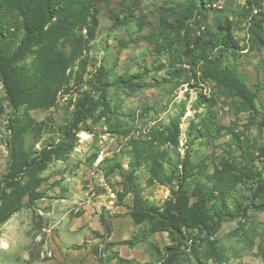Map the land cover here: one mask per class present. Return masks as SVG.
<instances>
[{
    "label": "rangeland",
    "instance_id": "obj_1",
    "mask_svg": "<svg viewBox=\"0 0 264 264\" xmlns=\"http://www.w3.org/2000/svg\"><path fill=\"white\" fill-rule=\"evenodd\" d=\"M62 1L0 0V264H165L221 209L236 220L174 264H264V0H200L193 58L161 37L190 0Z\"/></svg>",
    "mask_w": 264,
    "mask_h": 264
},
{
    "label": "trees",
    "instance_id": "obj_2",
    "mask_svg": "<svg viewBox=\"0 0 264 264\" xmlns=\"http://www.w3.org/2000/svg\"><path fill=\"white\" fill-rule=\"evenodd\" d=\"M98 3H102L104 0H97ZM109 1V0H105ZM200 0H190V2L187 4V8H185V17L183 16L182 11L180 9H173V8H162L164 11H162V17L164 19L163 26H162V39H164V42L167 44L169 48L172 47L173 42L175 41L174 38L181 40L180 46L182 45L184 48V52L179 54L181 56L188 57H194V52L197 48H200L199 46H202V38L197 36V34L192 33V29H189L187 27L188 21H195L198 22L200 25L204 24L207 18L206 15V9L200 4ZM45 6L48 15H50L52 18L59 14L64 13L68 10V5L62 1L59 3H55L54 0H45ZM136 10H138V7L135 9H131L129 13H127L125 16H117V23L120 25H126L129 24V22L133 21L134 18H136ZM167 16V17H166ZM97 15L94 17V21L98 23ZM172 18V21L169 19ZM216 26L218 29V35L216 39V43L221 49V52L225 50H229L232 48L238 47L237 42L234 38V31L231 23L228 20L225 21H217ZM45 24L42 23L40 27L36 30H30L29 34L26 36V38L23 40L20 51L26 52L28 49L29 44L31 43V36H39L45 31ZM2 34V26L0 25V35ZM220 34V35H219ZM197 47V48H196ZM101 73L103 76H107V72H104V69L101 70ZM125 84L124 81L119 80L115 83H110L109 81H106L104 83V86H112V85H123ZM105 95H103L99 100L94 101L93 107H89L87 105H84L81 107L75 114V117L72 121V127L73 128H79L80 124H82L84 121L93 118L95 114L98 112L99 108L104 106L105 104ZM106 110L101 111V114L104 115ZM36 167H39L36 164ZM249 207V206H248ZM252 207L255 208L257 211H264V205L263 206H255V204H252ZM237 216L228 210H217L212 219L210 220V223L203 226V228L199 231L197 235H188L187 237L184 236V245L185 250H177L174 252H171L165 264H174L176 261L185 255L187 251H192L193 253L200 250L203 246L208 244L212 239H214L219 232L221 231L223 224L225 222L229 221H235Z\"/></svg>",
    "mask_w": 264,
    "mask_h": 264
}]
</instances>
